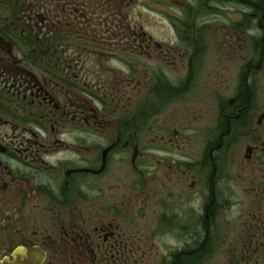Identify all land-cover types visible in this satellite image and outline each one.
Listing matches in <instances>:
<instances>
[{
	"label": "flooded vegetation",
	"instance_id": "1",
	"mask_svg": "<svg viewBox=\"0 0 264 264\" xmlns=\"http://www.w3.org/2000/svg\"><path fill=\"white\" fill-rule=\"evenodd\" d=\"M205 254L264 264V0H0V264Z\"/></svg>",
	"mask_w": 264,
	"mask_h": 264
},
{
	"label": "rangeland",
	"instance_id": "2",
	"mask_svg": "<svg viewBox=\"0 0 264 264\" xmlns=\"http://www.w3.org/2000/svg\"><path fill=\"white\" fill-rule=\"evenodd\" d=\"M204 246V247H203ZM202 250L205 249V243H202ZM162 260L158 259V262H160ZM195 262H192V264H194ZM197 264H213V258L207 254H205L203 257L198 258L197 260Z\"/></svg>",
	"mask_w": 264,
	"mask_h": 264
}]
</instances>
